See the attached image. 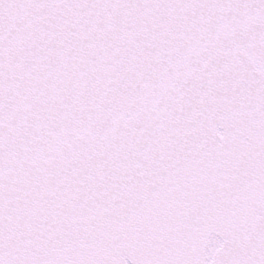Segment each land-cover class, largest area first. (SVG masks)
<instances>
[{"label": "snow or ice", "instance_id": "snow-or-ice-1", "mask_svg": "<svg viewBox=\"0 0 264 264\" xmlns=\"http://www.w3.org/2000/svg\"><path fill=\"white\" fill-rule=\"evenodd\" d=\"M0 264H264V0H0Z\"/></svg>", "mask_w": 264, "mask_h": 264}]
</instances>
